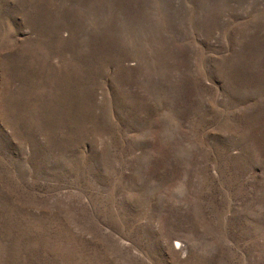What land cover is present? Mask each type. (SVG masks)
<instances>
[{
    "label": "rangeland",
    "instance_id": "obj_1",
    "mask_svg": "<svg viewBox=\"0 0 264 264\" xmlns=\"http://www.w3.org/2000/svg\"><path fill=\"white\" fill-rule=\"evenodd\" d=\"M0 264H264V0H0Z\"/></svg>",
    "mask_w": 264,
    "mask_h": 264
}]
</instances>
